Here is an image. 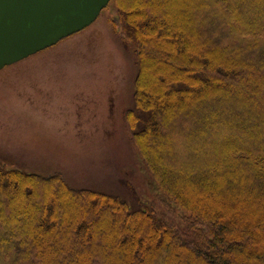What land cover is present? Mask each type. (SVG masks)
I'll use <instances>...</instances> for the list:
<instances>
[{"label":"trees","instance_id":"1","mask_svg":"<svg viewBox=\"0 0 264 264\" xmlns=\"http://www.w3.org/2000/svg\"><path fill=\"white\" fill-rule=\"evenodd\" d=\"M116 6L137 59L126 119L181 224L0 155V264H264V0Z\"/></svg>","mask_w":264,"mask_h":264},{"label":"rangeland","instance_id":"2","mask_svg":"<svg viewBox=\"0 0 264 264\" xmlns=\"http://www.w3.org/2000/svg\"><path fill=\"white\" fill-rule=\"evenodd\" d=\"M117 19L111 0L86 28L0 69V155L8 168L151 200L180 225L133 142L136 51Z\"/></svg>","mask_w":264,"mask_h":264},{"label":"water","instance_id":"3","mask_svg":"<svg viewBox=\"0 0 264 264\" xmlns=\"http://www.w3.org/2000/svg\"><path fill=\"white\" fill-rule=\"evenodd\" d=\"M111 0H0V69L90 24Z\"/></svg>","mask_w":264,"mask_h":264}]
</instances>
